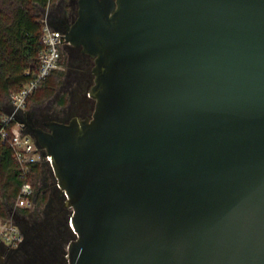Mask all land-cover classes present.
I'll return each mask as SVG.
<instances>
[{
  "label": "water",
  "instance_id": "95a60500",
  "mask_svg": "<svg viewBox=\"0 0 264 264\" xmlns=\"http://www.w3.org/2000/svg\"><path fill=\"white\" fill-rule=\"evenodd\" d=\"M79 3L94 108L31 128L66 264H264V0Z\"/></svg>",
  "mask_w": 264,
  "mask_h": 264
},
{
  "label": "trees",
  "instance_id": "16d2710c",
  "mask_svg": "<svg viewBox=\"0 0 264 264\" xmlns=\"http://www.w3.org/2000/svg\"><path fill=\"white\" fill-rule=\"evenodd\" d=\"M57 0H0V122L5 113L7 98L11 92L21 90L36 77L41 65L42 38L47 8ZM61 63L64 61L61 59ZM30 71L27 74L26 71ZM63 69H54L28 97L27 106L50 99L58 92L64 75ZM67 92L60 95L55 107L69 103ZM10 142L0 139V217L8 220L17 204L25 182H30L36 194L38 211L50 199V190L42 185L46 163L30 164L25 170L15 159ZM30 212L31 208H21Z\"/></svg>",
  "mask_w": 264,
  "mask_h": 264
},
{
  "label": "flooded vegetation",
  "instance_id": "af4514ba",
  "mask_svg": "<svg viewBox=\"0 0 264 264\" xmlns=\"http://www.w3.org/2000/svg\"><path fill=\"white\" fill-rule=\"evenodd\" d=\"M80 0H61L52 10L48 19L50 24L65 33L78 18ZM61 59L64 61L66 85L71 93L69 103L55 107L54 102L46 108L27 110V128H42L50 131L49 121L70 122L73 118L86 117L94 108L95 99L89 92L95 82L93 73L94 58L83 52L81 46L68 43L62 45ZM67 61V62H66ZM66 62V63H65ZM61 193H57L59 198ZM45 217L36 215L30 222L18 219L22 240L17 246H8L0 241V251L7 258L8 264H66L65 243L70 237L67 227L68 208L66 202L58 200L53 203L50 198L46 203Z\"/></svg>",
  "mask_w": 264,
  "mask_h": 264
},
{
  "label": "built area",
  "instance_id": "2783aa9c",
  "mask_svg": "<svg viewBox=\"0 0 264 264\" xmlns=\"http://www.w3.org/2000/svg\"><path fill=\"white\" fill-rule=\"evenodd\" d=\"M48 14H45L43 21L45 23L44 35L42 38L43 49L41 51V65L37 71L36 77L31 79L21 90L13 91L10 94L11 104L15 106L10 113L6 112L2 121L0 122V139L3 142H10L14 148L15 159L20 165L28 170L30 164L36 162H43L49 164L53 161L51 154H42L41 149L36 143L35 136L25 127L27 123L19 121L14 117L17 109L28 110L27 102L30 94L45 80L54 69H61V53L64 42L63 32L55 29L48 24ZM30 74V71H26ZM36 194L30 182H25L21 188V192L17 199V206L21 208H31L35 205ZM9 220L0 217V240L8 246H17L22 240L21 233L19 234L17 225H10ZM13 232L12 238L16 240L15 244H8L2 237V232L5 230ZM3 230V231H2Z\"/></svg>",
  "mask_w": 264,
  "mask_h": 264
},
{
  "label": "rangeland",
  "instance_id": "374dc122",
  "mask_svg": "<svg viewBox=\"0 0 264 264\" xmlns=\"http://www.w3.org/2000/svg\"><path fill=\"white\" fill-rule=\"evenodd\" d=\"M61 2V0H57L51 7L47 8L46 11H45V14H48L49 12H52V10H54L56 8L57 5H59V3ZM67 62V61H66ZM65 62V63H66ZM64 64L62 65V68L64 71H66L64 69ZM66 75H65V72H64V75L62 77V82H61V85L59 86V89H58V92L56 93V95H54L53 97H51L50 99H47V100H44L43 102H40V103H34L32 105V107L28 108V110L32 109L34 110L35 108H46L48 107L49 105H51L53 102H57L58 98L60 97V95L64 92H67L68 93V96H69V99L71 98V93L69 91V88L68 86L66 85ZM11 103V100H10V97L7 98V102L6 104H9ZM42 185L45 186L46 188H48L50 190V196H51V193H52V190H53V187H54V184H55V179H54V176L52 174V171L49 167V164H46L45 165V171H44V175L42 177ZM46 204L42 207V209L40 211L37 210L36 206L33 205L31 207V211L30 212H23L21 207H18L17 205L12 209L11 211V217L8 219L9 220V224L11 225H18V223L16 222V220L13 218V215L15 214H18L20 215L21 217L25 218V219H28V220H33V218L38 215L39 218H44V215H45V210H46ZM70 209H73V207L70 206ZM6 225V227L10 226V225ZM18 231H19V234L21 233L19 228H17ZM3 231V230H2ZM12 235H13V232L9 229L5 230L2 232V237L7 241L8 244H15L16 245V240H14L12 238Z\"/></svg>",
  "mask_w": 264,
  "mask_h": 264
}]
</instances>
